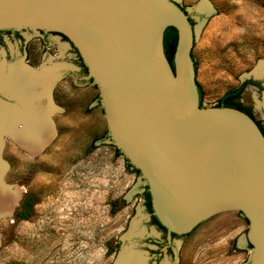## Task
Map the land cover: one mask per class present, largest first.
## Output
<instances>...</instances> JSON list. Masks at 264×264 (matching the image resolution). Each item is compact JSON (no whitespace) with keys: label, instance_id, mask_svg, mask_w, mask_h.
I'll list each match as a JSON object with an SVG mask.
<instances>
[{"label":"water","instance_id":"95a60500","mask_svg":"<svg viewBox=\"0 0 264 264\" xmlns=\"http://www.w3.org/2000/svg\"><path fill=\"white\" fill-rule=\"evenodd\" d=\"M169 27L179 35L174 69L164 49ZM6 29L24 44L7 36L0 43V77L80 68L78 49L111 140L141 171L169 241L201 224L200 239L250 244L251 264H264V135L246 113L215 107L235 88L192 53L194 28L178 4L0 0ZM242 103L264 126V113Z\"/></svg>","mask_w":264,"mask_h":264},{"label":"rangeland","instance_id":"374dc122","mask_svg":"<svg viewBox=\"0 0 264 264\" xmlns=\"http://www.w3.org/2000/svg\"><path fill=\"white\" fill-rule=\"evenodd\" d=\"M172 1L193 21L194 55L235 89L246 80L264 84L257 75L264 0ZM32 76L49 85L36 123L54 133L32 152L8 122L2 127L0 186L21 191V199L12 215L0 216V264H117L131 253L140 264H251L250 244L203 240L194 231L169 241L151 223L145 181L106 137L108 120L82 67ZM7 78L0 77V106L15 114L23 104L5 88ZM243 96L264 113V90L249 86ZM14 127L28 133L21 122Z\"/></svg>","mask_w":264,"mask_h":264},{"label":"bare ground","instance_id":"6f19581e","mask_svg":"<svg viewBox=\"0 0 264 264\" xmlns=\"http://www.w3.org/2000/svg\"><path fill=\"white\" fill-rule=\"evenodd\" d=\"M263 74L264 65L257 72V75L259 76H262ZM4 86L11 94L15 95L16 98L23 104V109L19 111L15 110V114H12V112L7 111L9 109H1L3 108V106H0V138L3 134H5V131L2 130V127L3 125H6V122H8V127L12 126L10 130L11 135H13L14 137L18 136L19 142H21L24 146H27L28 148L32 149V152H37V150L41 149L43 146H41L40 144L46 139H49L52 135L51 128L47 125L42 126V129H39L34 114L35 111L40 109V105H42L44 101L43 99H46V94L47 92H49V85H47L46 81L40 78L33 77L32 74H24L8 76L6 84ZM38 87L43 90V95L40 93L41 91H39L34 94L32 93L30 96H28V93L32 92L34 88ZM18 122L23 123V125L26 126L24 127V129L30 134L26 133V136H24L23 133H17L14 124ZM27 135L31 136H29V138L27 139ZM0 162V164L3 165L1 157ZM11 195L7 194V190L0 186V200L2 201V209L0 211V216L4 214L12 215L14 211L13 204L16 205L21 199V191H19L17 194L12 193ZM141 259L142 258L138 257V255L131 253L128 256H122L117 264H140Z\"/></svg>","mask_w":264,"mask_h":264},{"label":"trees","instance_id":"16d2710c","mask_svg":"<svg viewBox=\"0 0 264 264\" xmlns=\"http://www.w3.org/2000/svg\"><path fill=\"white\" fill-rule=\"evenodd\" d=\"M183 10V8H181ZM185 12V10H183ZM187 14V12H185ZM188 15V14H187ZM191 25L193 26L194 24L190 21ZM53 34H56V35H60L62 36V38L68 42L69 39L62 35V34H59V33H53ZM178 38H179V35H178V31L176 28L174 27H169L166 31H165V34H164V49H165V54H166V57L169 61V63L171 64L172 68L174 69L175 68V63H174V60H175V53H176V50H177V45H178ZM71 43V42H70ZM72 44V43H71ZM73 45V44H72ZM74 46V45H73ZM74 50L76 51V53H78V55L80 56V60H81V66L82 68L84 69V72L88 73L89 74V68L88 66L85 64L82 56L80 55L78 49L74 46ZM193 57V55H192ZM195 65V72H196V75H197V66L196 64L194 63ZM90 82L91 83H94V80L93 79H90ZM248 84H254L252 83L251 81H248L246 82L243 86H241L239 89H233L229 92H227L218 102L217 106H215L216 108H232V109H235V110H239L241 112H244L246 113L247 115H249L255 122L256 124L258 125V127L260 128L261 132L263 133L264 135V126L262 125V123L260 121H257L255 120V116L252 112V109L250 107H247L245 106L242 102H241V99H242V93L244 92V89L245 87L248 85ZM198 85V83H197ZM95 88L97 89H100L96 84L94 85ZM198 89H199V95H200V108L202 109V105H203V100H204V95H203V92L201 90V87L198 85ZM98 101L100 104H102V97H101V94L100 96L98 97ZM104 111V110H103ZM108 138L111 139L110 135L108 134V136H106ZM116 154L118 156H123L125 157V160H126V163H127V167L129 169L132 170L133 173H135L136 175L138 176H142V173L141 171L136 168L135 166H133L130 161L128 160V158L123 154V152L118 148L116 147ZM143 197H144V205L146 207V210L147 212L150 214L151 216V223L153 225H156L165 235L168 236V230L161 224V222L159 221V219L155 216L154 214V209H153V204H152V195L150 193V190H149V187L146 186L145 187V192L143 194ZM29 215L25 214L24 215V219H28ZM246 222L248 224H250L249 220L246 218L245 219ZM201 225V224H200ZM199 225V226H200ZM198 226V227H199ZM198 227H196L194 230H196ZM193 230V231H194ZM192 231V232H193ZM190 234V233H189ZM189 234L187 235H184L183 237H186L188 236ZM179 236L176 235V234H172L171 235V238L172 240L173 239H176L178 238ZM250 248H253L252 245H250ZM113 251H110V254H112Z\"/></svg>","mask_w":264,"mask_h":264},{"label":"flooded vegetation","instance_id":"af4514ba","mask_svg":"<svg viewBox=\"0 0 264 264\" xmlns=\"http://www.w3.org/2000/svg\"><path fill=\"white\" fill-rule=\"evenodd\" d=\"M184 10V9H183ZM186 12V11H185ZM189 16V15H188ZM189 20L193 23V21H192V19L190 18V16H189ZM41 33H43V36H42V41H47V40H49V33H47V32H45V31H40ZM6 36L10 39L11 37H12V39L14 40V41H18V42H20L21 43V45H23L24 44V38H23V36L21 35V33L18 31V30H12V29H6V30H0V43L1 44H5V38H6ZM60 36V35H59ZM62 37V36H61ZM63 39V38H62ZM64 40V39H63ZM48 50H49V48H48ZM26 62H28L29 60H27L28 59V53L26 52ZM76 54H78V53H76ZM81 63V62H80ZM262 77H264V74L262 75ZM90 81V80H89ZM248 81H251L252 83H254V84H248L246 87H245V89H244V92L242 93V96L245 94V92H246V90H247V88L249 87V86H253V87H256L257 88V90L259 91V92H263V90H264V84L263 83H258V82H256V81H254V80H246V81H243L241 84H240V86L239 87H237L236 89H239L241 86H243L246 82H248ZM241 96V97H242ZM241 102H242V99H241ZM252 112H253V110H252ZM254 114V113H253ZM255 120H257V119H255ZM257 121H259V120H257Z\"/></svg>","mask_w":264,"mask_h":264},{"label":"crops","instance_id":"0c3cea01","mask_svg":"<svg viewBox=\"0 0 264 264\" xmlns=\"http://www.w3.org/2000/svg\"><path fill=\"white\" fill-rule=\"evenodd\" d=\"M48 127H50V126L48 125ZM50 128H51V127H50ZM53 133H54V129L51 128V134H52L51 136H53ZM24 136H26V134H25ZM40 145L42 146V143H41ZM42 147H43V146H42Z\"/></svg>","mask_w":264,"mask_h":264}]
</instances>
